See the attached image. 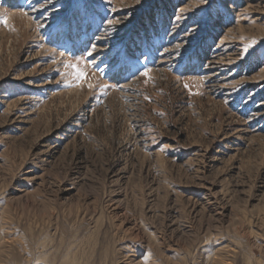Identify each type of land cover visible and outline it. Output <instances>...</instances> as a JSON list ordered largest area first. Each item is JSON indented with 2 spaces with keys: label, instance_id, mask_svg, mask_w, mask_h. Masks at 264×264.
I'll return each instance as SVG.
<instances>
[{
  "label": "rangeland",
  "instance_id": "obj_1",
  "mask_svg": "<svg viewBox=\"0 0 264 264\" xmlns=\"http://www.w3.org/2000/svg\"><path fill=\"white\" fill-rule=\"evenodd\" d=\"M0 264H264V0H0Z\"/></svg>",
  "mask_w": 264,
  "mask_h": 264
},
{
  "label": "snow or ice",
  "instance_id": "obj_2",
  "mask_svg": "<svg viewBox=\"0 0 264 264\" xmlns=\"http://www.w3.org/2000/svg\"><path fill=\"white\" fill-rule=\"evenodd\" d=\"M4 23H7L6 18H5V20H4ZM109 23H111V22L109 21ZM89 55L91 56V53H89ZM145 75H147V73H145ZM78 78H80V79H84V78H86V73H84V72H79V73H78Z\"/></svg>",
  "mask_w": 264,
  "mask_h": 264
}]
</instances>
